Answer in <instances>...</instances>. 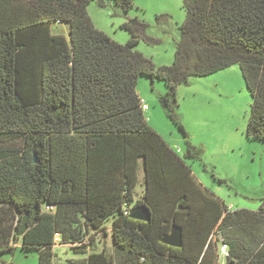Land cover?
I'll return each mask as SVG.
<instances>
[{"label": "trees", "instance_id": "trees-1", "mask_svg": "<svg viewBox=\"0 0 264 264\" xmlns=\"http://www.w3.org/2000/svg\"><path fill=\"white\" fill-rule=\"evenodd\" d=\"M91 1L0 0V255L20 247L56 264L57 242L88 254L85 236L110 222L114 257L63 264H216L214 232L226 264H264V198L230 211L198 182L185 159L202 151L175 113L190 77L238 65L252 100L247 136L264 141V0H184L174 62L159 67L135 49L151 41L143 22L127 19L119 44L91 23ZM112 1L124 14L135 7ZM141 76L165 83L160 103L186 139L184 158L144 118ZM137 207L148 222L130 218ZM173 226L180 248L162 242Z\"/></svg>", "mask_w": 264, "mask_h": 264}, {"label": "rangeland", "instance_id": "rangeland-1", "mask_svg": "<svg viewBox=\"0 0 264 264\" xmlns=\"http://www.w3.org/2000/svg\"><path fill=\"white\" fill-rule=\"evenodd\" d=\"M183 2L134 0L135 7L124 14L112 0H92L86 10L93 26L119 44H125L130 38V34L120 26L127 19L137 17L146 25L145 35L151 41L146 43L142 39L135 49L159 67L170 66L174 62L175 45L180 38L178 28L186 16ZM53 32L67 36L68 26H55ZM166 89L163 81L145 76L139 77L136 86L141 102L148 106V110L143 112L148 125L170 148L179 150L178 154L184 158L186 139L167 117L160 103ZM251 101L238 65L212 75L190 77L188 84L177 89L176 116L186 130L187 140L202 151L200 160L185 159L186 164L197 181L222 200L230 211H256L264 198V141L247 136ZM143 185L140 168L135 202L142 199ZM212 240L216 264H226L223 245L216 232ZM84 242L92 244L88 254L84 255L72 253L70 248L75 245L57 242L53 249L57 255L56 264L97 252L115 256L110 222L104 223L98 233L86 235ZM0 264H38V252L17 247L13 252L1 254Z\"/></svg>", "mask_w": 264, "mask_h": 264}, {"label": "water", "instance_id": "water-1", "mask_svg": "<svg viewBox=\"0 0 264 264\" xmlns=\"http://www.w3.org/2000/svg\"><path fill=\"white\" fill-rule=\"evenodd\" d=\"M130 218L140 221H149V214L143 207H137L130 212ZM162 242L170 247L180 248L182 246V231L178 226L171 228L170 234L162 239Z\"/></svg>", "mask_w": 264, "mask_h": 264}, {"label": "built area", "instance_id": "built-area-1", "mask_svg": "<svg viewBox=\"0 0 264 264\" xmlns=\"http://www.w3.org/2000/svg\"><path fill=\"white\" fill-rule=\"evenodd\" d=\"M141 109H142L143 112H144V111H147V110H148V106L142 103V105H141ZM177 152H179V150H178ZM225 247H226V246H222L223 251H224L225 254H226V249H225Z\"/></svg>", "mask_w": 264, "mask_h": 264}]
</instances>
